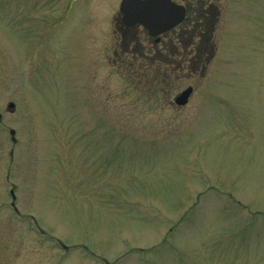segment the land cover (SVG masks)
<instances>
[{"label":"rangeland","instance_id":"rangeland-1","mask_svg":"<svg viewBox=\"0 0 264 264\" xmlns=\"http://www.w3.org/2000/svg\"><path fill=\"white\" fill-rule=\"evenodd\" d=\"M203 1L156 45L120 0H0V264H264V0Z\"/></svg>","mask_w":264,"mask_h":264},{"label":"water","instance_id":"water-1","mask_svg":"<svg viewBox=\"0 0 264 264\" xmlns=\"http://www.w3.org/2000/svg\"><path fill=\"white\" fill-rule=\"evenodd\" d=\"M119 11L121 22L125 27L140 25L151 37L169 31L180 24L185 17L184 7L172 0H122ZM191 93V87L183 90L175 97V104L185 105ZM8 108H13V104H9ZM13 134L14 132L11 131V135Z\"/></svg>","mask_w":264,"mask_h":264},{"label":"trees","instance_id":"trees-1","mask_svg":"<svg viewBox=\"0 0 264 264\" xmlns=\"http://www.w3.org/2000/svg\"><path fill=\"white\" fill-rule=\"evenodd\" d=\"M193 9L194 10H192V12L190 13L189 21L195 25L194 26V29H197L198 28L197 22L199 20V17L201 15V18H202L203 15H204V13H202V14L197 13L196 12L197 7H194ZM200 29H201V27H200ZM198 37H203L205 44L210 45V42H209V38H210L209 33L206 34V33H204V30L201 29V30H199ZM205 47H206V45H202V46H200L198 48H194L195 51H196V55L188 63L189 64H194L195 63L196 66H197L199 64L200 60H201V53L203 52V50L205 49ZM211 51H212V49L209 48V51H208L209 52V59H210V56H211L210 55V52Z\"/></svg>","mask_w":264,"mask_h":264},{"label":"flooded vegetation","instance_id":"flooded-vegetation-1","mask_svg":"<svg viewBox=\"0 0 264 264\" xmlns=\"http://www.w3.org/2000/svg\"><path fill=\"white\" fill-rule=\"evenodd\" d=\"M184 6L186 7V11H187V5L184 3ZM51 8H55V6H51ZM68 11V8L67 7H64V15H66V12ZM65 17V16H64ZM53 20H55V18L53 19ZM178 28V27H177ZM177 28L176 29H174V30H172L171 32L172 33H174L176 30H177ZM166 35H168V33L167 34H165V35H163V36H161L157 41L158 42H154V39H151L150 38V41L151 42H153L154 44H156V45H159V44H161V43H163L164 41H165V39H166ZM10 155L12 156L13 155V152L11 153L10 152Z\"/></svg>","mask_w":264,"mask_h":264}]
</instances>
